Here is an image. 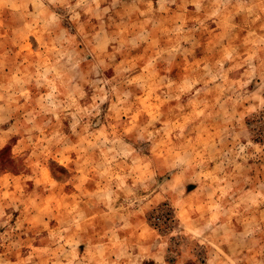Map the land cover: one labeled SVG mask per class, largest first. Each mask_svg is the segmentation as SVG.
<instances>
[{
    "label": "rangeland",
    "instance_id": "obj_1",
    "mask_svg": "<svg viewBox=\"0 0 264 264\" xmlns=\"http://www.w3.org/2000/svg\"><path fill=\"white\" fill-rule=\"evenodd\" d=\"M16 2L0 18L34 24L0 27V264H86L99 235L69 222L73 194L123 259L161 243L200 264L226 232L232 264H264V0L207 21L199 0Z\"/></svg>",
    "mask_w": 264,
    "mask_h": 264
},
{
    "label": "crops",
    "instance_id": "obj_2",
    "mask_svg": "<svg viewBox=\"0 0 264 264\" xmlns=\"http://www.w3.org/2000/svg\"><path fill=\"white\" fill-rule=\"evenodd\" d=\"M17 1L18 2H16V4L19 6L20 0H17ZM14 2L0 0V4H1L0 6H2V8H7V6H9V8H16ZM54 2H55L54 6L66 8L68 0H54ZM219 3L224 5L222 0H199V8L203 7L205 9L204 14L202 15V18L204 19V21H207V18L211 16L210 11L212 9V6L219 5ZM95 10H96V4L89 2L86 5H84L81 9L77 10L79 11L78 16H80L78 17V20L70 19V21H88L90 20V18L94 17V15L92 14H94ZM189 11L191 10H187V13L185 16L186 21H190L187 19V14H190ZM17 12L18 11H16V13ZM16 13L13 12V15H15ZM81 16L83 17L81 18ZM56 18L57 19L55 21H61V19H59L58 17ZM2 21H5V23ZM55 23L57 26L58 25L57 22ZM32 24H34V21L32 19L27 20V18L24 19L23 21H14L12 20V18L9 20H4L0 18V27L4 26V27H7V29L11 28L13 30L12 32L13 34L17 33L23 28L31 26ZM84 29H85V26H84ZM3 37H4L3 39L0 38V44L2 42H7L9 40V35L4 34ZM84 38L86 37L84 36ZM89 39L90 37H87L85 40H89ZM0 54H4V51H0ZM0 57H2V55H0ZM0 71L5 72V67L0 66ZM87 186H89V184H85L84 188ZM70 198L72 200L70 201V204L72 203L71 204L72 206L70 205V209L68 210V215H67L68 217H70L69 222L70 223L73 221L75 222L77 215L79 216V214H81L80 212H82L84 213V216H83V220H84L83 222H85L84 227L85 228L87 226H89L90 228L94 227V233L99 235L98 238L89 236L88 241L82 243L85 248L84 251L87 252L90 256L87 259L86 264H170L164 258V250H163V245L161 243L154 244V245L151 244L147 246H144V245L139 246L135 250V252H137L136 255L134 254V255L128 256L125 259H123L121 257V251H122L124 242L122 240V237H117V235L120 233L119 232L120 229H118L115 224H114V228L112 227V229L111 228L108 229V226L104 219L105 214L107 215L104 207H102L100 203L93 204L92 201H90V195L79 198L77 195L73 194V196H71ZM68 200H70L69 197H68ZM75 200H80V202L76 204V202H74ZM57 201L59 202V199ZM202 202L204 201L202 200ZM200 207L205 208V210H208L211 206H208L206 203ZM193 215L195 214L193 213ZM209 215L212 218L214 214L213 212H210ZM199 223L201 224H198L197 225L198 227L197 226L195 227H196V231L200 233L204 229L205 223L204 222H199ZM106 227H107V230H106ZM72 228L73 226L70 227V229ZM88 231L91 233L92 229ZM107 233L113 236L108 237ZM202 233L205 234L204 231H202ZM224 233L227 236V233L226 232ZM225 235L223 238H221V243L219 246L220 255L216 257L217 252L214 251V256H215L214 259L212 257L210 258L206 257V260L204 262H200V264H232L233 263L232 251L234 250L233 249L234 243H232L228 239L224 240V238L226 237ZM101 237H104V238H101ZM112 239L114 241H112ZM208 249H210V247ZM142 252L143 254L145 253L146 256H143Z\"/></svg>",
    "mask_w": 264,
    "mask_h": 264
}]
</instances>
